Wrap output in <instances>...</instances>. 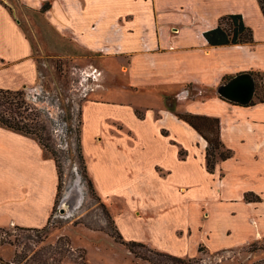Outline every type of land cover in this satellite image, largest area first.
Instances as JSON below:
<instances>
[{
	"label": "crops",
	"instance_id": "1",
	"mask_svg": "<svg viewBox=\"0 0 264 264\" xmlns=\"http://www.w3.org/2000/svg\"><path fill=\"white\" fill-rule=\"evenodd\" d=\"M255 1L245 11L247 0H97V27L78 37L85 46L121 59L128 82L174 85L167 93L178 112L219 118L221 140L232 152L209 171L206 148L197 145L203 136L165 103L133 105L107 96L108 91L97 94V87L90 92L84 99L81 133L87 169L100 195L105 198L104 191L114 189L134 216L140 212L135 217L144 215L148 228L137 241L194 257L200 246L217 252L264 237V100L258 89L249 104L217 93L221 83L240 72L264 74V15ZM0 13V86H24L33 96L39 73L34 60H21L32 47L2 3ZM73 13L80 19L78 9ZM229 13L243 15L253 29L252 44H209L204 32ZM80 22L84 25L85 17ZM101 67L110 85L114 70L103 63ZM214 87L216 92L203 94ZM141 107H147L143 117L137 114ZM102 119L110 131L129 140L124 150L101 137L97 141ZM165 128L169 136L162 133ZM176 141L188 151L186 158ZM142 158L147 159L144 171ZM56 185L55 163L44 156L39 142L0 125V223L44 226Z\"/></svg>",
	"mask_w": 264,
	"mask_h": 264
},
{
	"label": "rangeland",
	"instance_id": "2",
	"mask_svg": "<svg viewBox=\"0 0 264 264\" xmlns=\"http://www.w3.org/2000/svg\"><path fill=\"white\" fill-rule=\"evenodd\" d=\"M247 1L250 4L244 3L243 7L245 11L246 6L247 11H251L248 7H255L256 1ZM0 3L8 9L32 47L31 54L21 60L35 61L39 80L49 93L56 91V87L61 91V106L64 109L57 118L54 113H49L56 107L52 106L50 98L43 91L42 99L49 103L40 99V93L27 95L24 86L16 89L0 86L13 92L19 91L10 97L8 93L0 92V112L22 119L33 130H37L42 142L47 145L48 158L54 161L57 172L55 201L44 226L32 228L0 223V264H154L143 258V255L159 264H264V237L217 252H209L200 246L201 252L194 257L176 255L184 259L181 262L164 255L169 252L145 242L152 250L137 246L141 256H136L117 239L120 233L126 241H137V237H142L146 232L148 222L144 215L142 218L135 217L140 212L134 211V216L130 208L126 207L124 199L117 197L114 189L112 192L104 191V198L95 188L81 142L85 98L72 91L80 77L79 72L72 73V67L95 64L103 72L100 76L103 86L97 89V94L108 91L107 96L133 105L151 104L160 107L165 103L167 107L169 101L176 106L173 96L167 93L169 89L174 90L175 86L157 82L139 83V80L134 81L138 84L130 83L129 74L120 68L121 59L107 56L106 50L97 51L85 46L78 37L81 31H93L97 27V0H0ZM47 5L48 8H43ZM74 8L78 9L81 17H85L86 25L80 22L83 18H76ZM101 63L108 67L111 65L114 70L110 85H107V74ZM254 76L260 98H264V74ZM213 92H216V87L203 91V94ZM166 96L171 97V100H167ZM146 109L141 107L138 111L146 114ZM156 110L158 117L159 112ZM125 120L129 123L130 116H125ZM114 124L123 127L122 122L116 121ZM97 127V141L101 137V141L109 146L118 144L123 150L125 144L130 143L123 134L110 131L106 127V119H102ZM90 133L93 134L92 131ZM162 133L169 136L166 128L162 129ZM176 143L182 150L181 158H186L188 151L182 143ZM197 145L199 149L207 148L208 142L198 136ZM146 166L147 159L142 158V171L146 170ZM59 179L62 180V186L58 189ZM67 197L69 200H65ZM78 199L79 204L76 203ZM193 215L200 217L198 213Z\"/></svg>",
	"mask_w": 264,
	"mask_h": 264
},
{
	"label": "trees",
	"instance_id": "3",
	"mask_svg": "<svg viewBox=\"0 0 264 264\" xmlns=\"http://www.w3.org/2000/svg\"><path fill=\"white\" fill-rule=\"evenodd\" d=\"M262 13L264 15V0H257ZM46 6V5H45ZM43 7V8H48ZM204 36L209 42V44L218 46V45H235V44H252L254 42L253 29L248 26L241 13H229L220 17L219 24L212 29L206 30L204 32ZM57 92L60 94L61 91L56 87ZM0 92L8 93V96H12L14 94H18L19 91L13 92L10 89L0 88ZM61 97V95H60ZM167 100H171V97H165ZM61 99H63L61 97ZM264 100V98H261ZM167 108L172 112L183 119L184 121L191 124L208 142V146L206 148V161H207V169L209 171H213L215 169L216 163L219 158L226 159L231 156L232 152L229 149H225L224 144L220 137V119L215 117H207L200 115H193L187 113L178 112L175 109V106L167 101ZM137 114L140 117H143L142 113L137 111ZM0 125L12 129L14 131L23 133L25 135H29L37 138L39 143L42 145L43 154L46 158H48L47 154V145L44 144L41 140V136L37 132V130H33L32 127L28 125V123L23 122L22 119H17L16 117H10L2 112H0ZM68 130V128H67ZM212 134V135H211ZM72 147V146H71ZM69 147V150L71 149ZM62 180L59 179L58 189L62 186ZM247 199H252L249 194L246 195ZM117 239H119L123 244H125L131 252H133L136 256H141L140 252L137 251V246L145 247L148 251L152 250L145 243L135 240H124L123 236L119 233L117 235ZM156 254L159 252H155ZM161 254V253H160ZM165 256L183 261L182 257L172 255V254H164ZM147 255H143L142 257L154 262V264H159L158 261H153L151 257H146Z\"/></svg>",
	"mask_w": 264,
	"mask_h": 264
},
{
	"label": "built area",
	"instance_id": "4",
	"mask_svg": "<svg viewBox=\"0 0 264 264\" xmlns=\"http://www.w3.org/2000/svg\"><path fill=\"white\" fill-rule=\"evenodd\" d=\"M74 67V68H73ZM72 67V73L75 74V72H79V79L76 82V84H74L72 91L75 90V95H78L79 97H82L83 99L87 97V95L92 92L96 87L97 89L103 86V81L100 80V76L103 75V72L101 69H98L96 66L94 65H88V66H84L82 68L80 67ZM74 69V70H73ZM41 91V92H40ZM42 91L48 95V99L50 98L51 104L52 106L56 107L55 110L52 109L51 111H49V113L51 115H53L52 113L55 114V116H57V118L60 116V114H62V112L64 111L63 107L61 106V97L58 94L57 90L49 93V91L44 87V85L40 82V86L37 87V91L34 93H40L39 95L41 96L40 99L42 101H45L46 103H49L46 100L42 99ZM60 129H57V131Z\"/></svg>",
	"mask_w": 264,
	"mask_h": 264
},
{
	"label": "water",
	"instance_id": "5",
	"mask_svg": "<svg viewBox=\"0 0 264 264\" xmlns=\"http://www.w3.org/2000/svg\"><path fill=\"white\" fill-rule=\"evenodd\" d=\"M217 93L229 101L249 104L256 95V80L251 72H240L221 83Z\"/></svg>",
	"mask_w": 264,
	"mask_h": 264
},
{
	"label": "bare ground",
	"instance_id": "6",
	"mask_svg": "<svg viewBox=\"0 0 264 264\" xmlns=\"http://www.w3.org/2000/svg\"><path fill=\"white\" fill-rule=\"evenodd\" d=\"M68 198V197H67ZM67 198H65V200H69V198L67 199ZM76 203L77 204H79L80 203V201H79V199L78 200H76Z\"/></svg>",
	"mask_w": 264,
	"mask_h": 264
}]
</instances>
